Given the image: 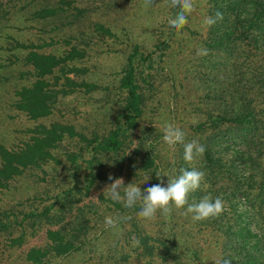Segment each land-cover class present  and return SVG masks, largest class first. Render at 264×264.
Instances as JSON below:
<instances>
[{
	"label": "trees",
	"instance_id": "obj_1",
	"mask_svg": "<svg viewBox=\"0 0 264 264\" xmlns=\"http://www.w3.org/2000/svg\"><path fill=\"white\" fill-rule=\"evenodd\" d=\"M35 1L32 2L35 4ZM152 1L158 6L159 15L164 16L163 21L161 19V26L159 23L153 33L152 46L131 44L116 85L106 87L110 99L104 101L111 105L110 109L115 106L114 111H109L114 115L112 121L109 119L111 125L106 132H99L105 121L101 125L94 123L93 129L54 121L37 125L29 139L17 149L0 144V189L27 169L40 168L48 160L59 163L53 150L65 141L76 144V149L64 152L67 164L62 176L64 184L55 193L47 194L46 200L41 199L44 203L40 208L0 214V231L8 232L6 236L11 246L21 247L29 229L30 236L38 234L42 238L40 245H31L23 251L27 264H46L51 258L85 250L92 242V228L97 229L98 219L106 227L100 230L102 233L118 234L112 240L114 243L98 257L100 260L108 259L113 249L117 259L135 264H151L158 256L162 257V262L157 264H183L184 259L204 264L197 249L180 247L182 241L175 229L165 233L147 228L146 222L150 224L151 220L137 215L139 205L127 209L122 203L108 199L105 201L107 211L101 212L94 203L90 206L89 197L100 169L107 166L115 175L113 178L126 180L129 174L138 173V180L130 183H137L141 191L161 183L157 174L162 177V171L168 166L158 171L160 161L152 141L157 136L156 129L148 124L143 126L144 114L157 91L153 76L163 67L158 66L165 62L171 47L179 50L184 47L186 39L180 38L183 33L191 37V45L197 47L188 54L189 66L205 105L198 107L203 118L191 126L189 140L197 139L205 146V153L194 161L193 167L205 172L207 188L202 185L200 190L190 193L188 202L198 203L205 195L219 196L230 208L229 215L224 210L218 217L192 221L197 226V235L206 238L202 236L206 234L217 244L220 258L230 259L232 264H264V0H196L203 23L206 17L215 18L217 12L223 14V19H217L212 26L204 23L200 29L192 22V17L196 18L192 13L181 30L168 23L178 9L169 7L167 0ZM11 9L9 3L0 0V35L10 36L11 44L27 50L23 59L29 69L23 75L31 78L14 92L16 110L32 120L43 119L53 113L58 94L66 95L76 87H84L86 91L96 88L95 83L75 82L68 76L81 71L73 63L85 56L84 47L79 49L69 37H49L41 43L20 42L3 30ZM81 11L72 6L71 0H56L50 4L38 3L29 19L52 22L53 27L60 20L59 27L75 24L76 15ZM71 17L74 19L68 21ZM92 30L98 35H110V29L102 23L94 24ZM88 36L90 33L78 29V37L74 39L86 44ZM58 44L68 45L70 49L64 50L62 55L41 51ZM198 49H207V55L198 56ZM189 69L185 67V72ZM61 77L64 81L59 83ZM107 114L108 111L103 116ZM179 165L177 175L193 168L184 159L183 144ZM99 198L103 199V195ZM88 213L96 216L89 219ZM107 216L131 218L118 219L113 228L105 225ZM133 236L140 241L139 246H133Z\"/></svg>",
	"mask_w": 264,
	"mask_h": 264
},
{
	"label": "rangeland",
	"instance_id": "obj_2",
	"mask_svg": "<svg viewBox=\"0 0 264 264\" xmlns=\"http://www.w3.org/2000/svg\"><path fill=\"white\" fill-rule=\"evenodd\" d=\"M9 3L12 13L6 18L4 23V32L18 39L22 43L36 42L41 43L47 41L49 37L54 39L67 38L79 49L84 47L85 56L74 61V65L79 67L81 71L69 73L68 76L75 82L89 81L97 86L94 90L86 91L84 87L74 88V90L66 95L58 94L55 100L53 113L43 119L32 120L22 112L13 107L15 99L14 92L17 88L30 82L29 76L23 75L29 66L24 63V55L27 50L18 48L11 44V38L8 35H0V144L9 148L17 149L33 134L32 130L39 124L48 125L54 121L63 123H73L77 128L93 129L94 123L101 125L99 132H106L112 121V115L109 111H114V107L110 109L108 103L104 99L108 98L106 87H113L117 83L120 69L125 61V55L128 53L132 43L139 44L145 48L152 46L154 43V35L156 27L161 26L163 15H159L158 6L148 3L147 0H71L72 6H76L83 11L76 15L74 22L53 27L51 22H36L29 19V14L33 9L46 3H52L56 0H4ZM57 5V3H53ZM60 5V3L58 4ZM73 10V9H72ZM192 22L201 29L204 23L201 21L200 11L195 8ZM6 19L2 20L5 21ZM74 18L71 17L70 20ZM162 19V21H161ZM96 23H102L110 29V35L99 33L100 37L93 26ZM78 29L85 30L90 33L86 44L76 42L74 38L78 37ZM72 31V34H69ZM72 35V36H69ZM183 35V36H182ZM186 39L184 47L179 50L172 48L166 54L165 62H162L154 74L157 91L155 96L149 100V105L144 114L145 125L156 129V138L152 141L155 145V152L160 161V168L168 166L167 170H163L162 177L166 174L172 176L177 175L180 167L179 161L182 157V144L169 146L163 142V130L169 123L179 126L185 132V143L189 142V135L192 132L191 126L202 120L203 116L198 107H204V102L200 99L201 90L194 80L191 78L192 67L189 66L191 61L188 54L197 49L192 44V38L187 37L186 33L180 35V38ZM70 49L68 45L58 44L46 47L47 53L62 55L63 51ZM183 51V57H182ZM197 52V51H196ZM185 67L190 69L185 72ZM194 71V70H193ZM52 78V76L50 77ZM64 81L63 77L59 79V83ZM161 84H160V83ZM155 88V89H156ZM112 98V95H111ZM114 101V99H112ZM151 102V104H150ZM108 111L106 117L104 113ZM103 112V114H101ZM110 115V117H108ZM84 130V129H83ZM70 149H76L73 141H65L58 149L53 150V154L59 160V163L48 160L40 168L27 169L21 175L10 180L6 187L0 189V214L3 212L14 214L28 211L31 207L40 208V204L44 203L47 194L55 193L56 189L63 185L62 176L67 170V164L64 152ZM195 162L197 161L194 160ZM194 161L190 163L193 167ZM106 165V164H105ZM182 165V164H181ZM182 169V168H180ZM175 172L173 173V171ZM176 173V174H175ZM109 176L114 177L108 170V166L100 169L99 178L94 185L91 194V203L98 206L99 211H107L105 209V201L110 199L104 194L105 188L114 182L116 178L109 180ZM138 173L129 174L128 179H124L125 187L132 181L138 180ZM52 177H54L52 179ZM164 186H167L168 177H163ZM128 181V182H127ZM103 195V199L99 198ZM43 200L42 202L40 200ZM89 203V200L86 199ZM86 203V205H88ZM225 203V210L228 215L230 208ZM112 207V205H110ZM89 207V206H88ZM92 209V208H91ZM114 209V207H112ZM186 209H173L169 216H164L157 212L159 216L151 219L150 224L146 222L147 228H156V232H169L172 230L182 241L180 246L187 248H195L200 252L201 259L204 264L215 263L220 258L219 248L212 238L208 235H197L196 224L192 221L190 213L185 214ZM86 214V213H85ZM94 219L95 214L88 217ZM106 228L100 220H97V229L92 228V242L88 243L85 250L67 255L62 258H51L46 264H135V262L121 261L113 249H110L108 259L100 260L98 257L105 252L112 241L118 237L113 232L102 233L100 230ZM28 236L21 247L11 246L7 239L8 232L0 231V264H27L23 251L25 252L31 245H40L38 234ZM41 235V233H40ZM97 235V238L94 236ZM162 262V257L158 256L151 264ZM145 261H143L144 263ZM183 264H195L194 261L184 259Z\"/></svg>",
	"mask_w": 264,
	"mask_h": 264
},
{
	"label": "clouds",
	"instance_id": "obj_3",
	"mask_svg": "<svg viewBox=\"0 0 264 264\" xmlns=\"http://www.w3.org/2000/svg\"><path fill=\"white\" fill-rule=\"evenodd\" d=\"M152 3V0H147ZM168 6L178 9L175 16L170 18L169 26L181 30L188 24V17L195 11L196 0H167ZM217 19H223V14L216 13V17L211 16L204 19V23L212 26L217 22ZM207 49H198L197 55H207ZM163 142L169 146L177 144L184 145V159L186 162H193L205 153V146L200 144L197 139H193L185 143V132L179 127L171 123L167 124L163 130ZM205 172L195 167L185 169L179 176L166 174L168 177L167 186H164L163 177L157 174L160 179V184H155L147 187L144 191L138 187L137 183H130L126 187L123 178H116L113 183L109 184L105 190L106 194L112 201L122 203L127 209H133L139 205L137 215L140 218L151 220L156 217L157 212L164 216L172 214L173 209H183L185 206V214L192 213L193 220L201 221L213 217L220 216L225 210V203L221 197L213 198L210 195H205L198 203L189 204V194L200 190L202 185L207 188L205 183ZM113 177L109 176V180ZM131 217H121L118 219H130ZM118 219L112 216L105 218V225L115 228ZM133 246H139L140 241L133 236ZM215 264H232L230 259L219 258L215 260Z\"/></svg>",
	"mask_w": 264,
	"mask_h": 264
}]
</instances>
